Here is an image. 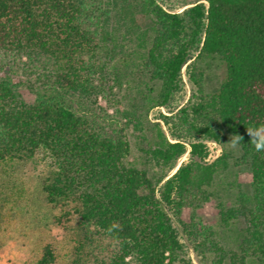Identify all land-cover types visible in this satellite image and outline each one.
I'll use <instances>...</instances> for the list:
<instances>
[{
  "label": "trees",
  "instance_id": "1",
  "mask_svg": "<svg viewBox=\"0 0 264 264\" xmlns=\"http://www.w3.org/2000/svg\"><path fill=\"white\" fill-rule=\"evenodd\" d=\"M209 58L224 68L211 93ZM185 66L195 93L175 116L161 114L171 140L148 110L169 105ZM111 81L119 89L139 82V96L120 115L97 102ZM130 125L160 174L128 161ZM261 125L264 0H196L182 11L159 0H0V161L50 159L43 191L61 210L56 224L75 226L74 264L92 257L91 264H196L178 225L200 264L210 255L214 264H264V151L248 132ZM236 135L238 156L227 146ZM207 141L222 147L212 162ZM232 166L249 170L251 190L238 184L227 200L216 183ZM214 197L223 225L245 223L232 246L197 213ZM57 258L49 241L23 264Z\"/></svg>",
  "mask_w": 264,
  "mask_h": 264
},
{
  "label": "rangeland",
  "instance_id": "2",
  "mask_svg": "<svg viewBox=\"0 0 264 264\" xmlns=\"http://www.w3.org/2000/svg\"><path fill=\"white\" fill-rule=\"evenodd\" d=\"M196 0H159L160 4L172 11H182L185 4L192 5ZM136 44H131L129 49L135 48ZM25 60V59H24ZM205 67V89L208 93L215 91L222 83L224 78V68L217 59H206ZM186 66L183 68L182 88L176 92L173 99L167 106H156L148 110V120L159 122L168 137L173 140L169 133L168 126L165 124L161 114L175 116L178 110L186 105L193 97L195 89L189 82L186 75ZM21 73V71H20ZM113 89L107 96L98 97V105L107 109L110 114L121 113L130 106V100L139 96V82H132L131 86L127 83L122 89L116 87L113 82H109ZM33 94L28 95L32 100ZM148 108V107H147ZM146 108V109H147ZM146 112V111H145ZM120 115V114H117ZM123 123L126 121L122 119ZM128 140L130 143V155L128 161L139 168H148L153 173L160 174L162 171L147 159L141 151V135L130 125L127 129ZM149 135V133H146ZM209 155L207 160L212 162L222 152V147L214 141H207ZM236 156L239 155L238 147L230 140L227 143ZM190 155L187 152L179 161L178 166L188 161ZM52 163L44 153H37L32 158L14 159L0 161V264H23L24 262H35L42 251L46 242L52 241L58 249V258L55 264H74L77 258L75 251V226L69 230H64L56 224L55 217L61 210L56 204L47 201L43 191V181L50 174ZM174 171V170H173ZM252 176L248 169L232 166L229 171L223 174L218 182L220 189H226L224 199L228 196L235 197L238 191V184L247 192L251 190ZM229 182L235 184L229 187ZM229 191V193H228ZM234 200H231L233 202ZM218 199L212 198L197 208V213L202 216L209 225L213 226L223 239L226 245H234L239 240L245 226L243 221L227 227L222 224L217 208ZM192 209L187 207L183 210V220L188 222ZM75 225V222L72 223ZM72 225V226H73ZM179 227L180 238L185 245L187 254L196 264H200L201 255L194 251L192 243L187 233ZM95 254L100 253L96 249ZM102 255L100 254V257ZM209 257L208 264H214ZM92 260L85 264H91Z\"/></svg>",
  "mask_w": 264,
  "mask_h": 264
},
{
  "label": "clouds",
  "instance_id": "3",
  "mask_svg": "<svg viewBox=\"0 0 264 264\" xmlns=\"http://www.w3.org/2000/svg\"><path fill=\"white\" fill-rule=\"evenodd\" d=\"M252 137L251 142L254 144V147L257 151H264V125L258 126L254 130L248 131ZM239 135H236L232 140V143L235 145L239 143Z\"/></svg>",
  "mask_w": 264,
  "mask_h": 264
},
{
  "label": "water",
  "instance_id": "4",
  "mask_svg": "<svg viewBox=\"0 0 264 264\" xmlns=\"http://www.w3.org/2000/svg\"><path fill=\"white\" fill-rule=\"evenodd\" d=\"M179 166H180V165H179ZM179 166H178V167H179ZM178 167H177V169H178ZM175 171H176V170H175Z\"/></svg>",
  "mask_w": 264,
  "mask_h": 264
}]
</instances>
